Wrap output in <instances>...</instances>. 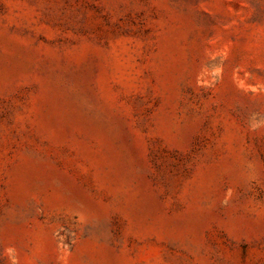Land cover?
Listing matches in <instances>:
<instances>
[{"label": "rangeland", "instance_id": "1", "mask_svg": "<svg viewBox=\"0 0 264 264\" xmlns=\"http://www.w3.org/2000/svg\"><path fill=\"white\" fill-rule=\"evenodd\" d=\"M0 264H264V0H0Z\"/></svg>", "mask_w": 264, "mask_h": 264}]
</instances>
